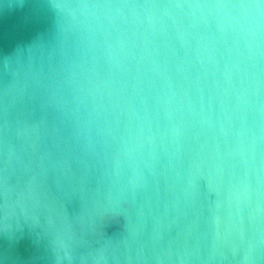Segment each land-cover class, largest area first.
<instances>
[{"label": "clouds", "instance_id": "clouds-1", "mask_svg": "<svg viewBox=\"0 0 264 264\" xmlns=\"http://www.w3.org/2000/svg\"><path fill=\"white\" fill-rule=\"evenodd\" d=\"M53 22L0 59V264H264V0H0Z\"/></svg>", "mask_w": 264, "mask_h": 264}, {"label": "water", "instance_id": "water-1", "mask_svg": "<svg viewBox=\"0 0 264 264\" xmlns=\"http://www.w3.org/2000/svg\"><path fill=\"white\" fill-rule=\"evenodd\" d=\"M53 22H35L25 19L21 13L0 14V59L12 55L18 47H27L38 40L51 38ZM9 247L0 240V248ZM43 246H38L27 233L18 236L10 245L12 264H45L38 257H47Z\"/></svg>", "mask_w": 264, "mask_h": 264}]
</instances>
